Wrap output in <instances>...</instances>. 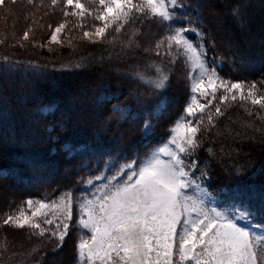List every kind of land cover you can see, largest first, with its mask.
<instances>
[{"label":"trees","instance_id":"1","mask_svg":"<svg viewBox=\"0 0 264 264\" xmlns=\"http://www.w3.org/2000/svg\"><path fill=\"white\" fill-rule=\"evenodd\" d=\"M183 3V20L175 26L204 32L209 66L215 62L216 71L229 81L264 84V0ZM238 4L242 15L234 17ZM147 21V30L137 29L135 20L128 24L135 32L132 37L115 33L101 43L79 40L53 50L20 41L10 46L12 53L0 56V68H8L0 72V221L30 199L53 200L67 191L90 194L113 180L114 174L115 182L121 183L130 171L119 175L121 165L140 166L166 140L189 99V69L182 57L170 63L166 49L156 55V43L170 29L158 19ZM190 39L199 42L194 35ZM149 65L169 73L163 90L136 77L140 72L156 79ZM8 83L18 89H8ZM161 98L166 107L158 115L155 108ZM225 107V116L216 120L215 128L205 118L201 146L184 159L196 162L193 178L218 201V207L228 208L243 198L264 211V119L255 115L258 107L247 106L251 116L239 102ZM123 109L127 117L121 114ZM148 121L150 131L144 127ZM201 172L207 175L201 177ZM97 175L105 179L88 187L85 181ZM256 220L264 223V216L258 214ZM6 227L1 233L14 248L0 250V264H76L75 234L54 247L56 241L50 236L31 235L20 243L22 234ZM15 245L22 250L15 251Z\"/></svg>","mask_w":264,"mask_h":264},{"label":"snow or ice","instance_id":"2","mask_svg":"<svg viewBox=\"0 0 264 264\" xmlns=\"http://www.w3.org/2000/svg\"><path fill=\"white\" fill-rule=\"evenodd\" d=\"M60 2L52 0L53 5ZM93 3L97 5L95 9L86 7L82 0H63L64 16L82 20L87 15L102 22L92 25L94 31L83 33L93 43L96 42L93 36L103 41L110 29L120 33L138 17L166 22L170 32L156 43V55H161L159 50L165 48L164 54L172 58L170 63H175L176 57H184L190 73L194 74L191 76L193 95L172 127L168 143L156 149L140 166L134 162L121 165L117 169L119 175L130 170L125 182L116 183L118 176L114 174L115 178L103 188L97 187L80 197L75 223L71 191L54 201H24L0 223L26 229L32 236H51L56 241L54 247L63 245L70 228L78 229V264H264V223L256 220L258 214L264 216V211L243 198L223 210L209 207L206 201L214 198L192 175L196 162L184 159L201 146L199 136L207 130L202 127L205 118L215 128L216 120L225 116L222 105L226 106L227 102L239 101L250 116L253 111L246 105L258 106L255 115L264 119L261 116L264 84L258 87L256 83L229 81L216 71L215 62L209 66L208 52L203 46L204 32L171 24L178 18L173 10L185 7L183 0H93ZM4 4L5 0H0V6ZM233 15H242V5L234 6ZM65 27V23L56 26L50 42L60 43L59 34ZM186 33H195L199 42L189 39ZM28 38L26 31L23 39ZM149 67L157 73L156 79L146 78L140 72L136 77L154 89L166 88L169 73L157 65ZM197 93L206 103L197 99ZM217 100L213 108L212 101ZM157 106L165 108L166 100L161 98ZM144 127L150 131V121ZM162 155L168 159H161ZM206 175L201 172V177ZM104 179L103 175H97L85 183L92 187L94 181ZM189 189H194L196 195H190Z\"/></svg>","mask_w":264,"mask_h":264},{"label":"rangeland","instance_id":"3","mask_svg":"<svg viewBox=\"0 0 264 264\" xmlns=\"http://www.w3.org/2000/svg\"><path fill=\"white\" fill-rule=\"evenodd\" d=\"M82 2L85 3V6L90 8V9H95L97 7V5L95 3H93V0H82ZM67 10L69 12L72 11L71 8H68ZM173 11L177 13L178 18L176 20L172 21L171 24H173L174 27H178L175 25L177 24V22H180L183 20L182 14L184 12H183L182 8H177V9H174ZM147 19H149L151 21L153 18L138 17L137 19H135V23H133V24L139 30H143V29L147 30V28H149L148 26H150L149 21H147ZM60 23L66 24L65 29L62 31V33L59 34L60 43L50 42V37H51L52 31ZM101 23L102 22L92 20V18L88 17L87 15L82 20L78 19L77 17H74L72 15L64 16L63 0H61V2L57 3L56 5L52 4V0H34V3H31V4L28 3V0H15V2H13V0H5V4L3 6H0V41H3L2 43H0V46H1L0 47V50H1L0 56H6L7 53H12L13 51L10 48V46L16 45L20 41L21 42H29L34 46H38L41 48L45 47L48 50H53L55 48H60V47L61 48L62 47H68V46L70 47V46L74 45V43L79 41V40L85 41L87 43H92V44L101 43L103 41H107V39L110 40L112 38V35H115V32H113L111 29L108 31V35L103 41H101L98 37L93 36L92 40L96 41L93 43V42H90L88 38L84 37L83 33L85 31H94V29L92 28L93 24L100 25ZM81 25H83V27H81ZM145 25H147V27H145ZM29 29H30V31H29ZM26 31L28 32V37H29L28 40L23 39V35ZM121 33H123V36L126 35L127 37L128 36L132 37L135 34L134 31H131L128 29V25L125 26V28L122 32L117 33L116 36L121 35ZM186 35L188 36L189 39H190V35L196 36L195 33H186ZM149 36H147V38H149ZM162 50H165V48H162ZM130 54L133 55V53H130ZM30 56L37 57V56L31 55V54H30ZM181 57L182 56H180L179 58H181ZM133 58L135 59L136 56H133ZM182 58L184 59V57H182ZM7 69H8L7 67H4L0 70V72L2 70L7 72ZM192 75H194V74L190 73V71H189V99H188L185 107L187 106V104L190 100V97L193 95V93L191 92V76ZM245 84L247 85L249 83H245ZM23 85L24 84L20 85L21 90H19V91H20L21 95L23 94L22 93V91L24 89ZM6 86L8 87V89L13 87V85L11 86V83H8ZM15 89H16V87H13V91ZM216 95L219 98L220 92H217ZM196 96H197V99L201 103H206V101L203 98H201L198 93L196 94ZM238 102L239 101H237L236 103H238ZM217 103H218V100L212 101V107L214 108ZM227 104L233 105L234 103L229 101V102H227ZM222 106L227 110L225 105H222ZM247 106H251V105H247ZM185 107H184V109H185ZM164 109L165 108L162 109V108H159L158 106H156L155 113L158 115H161V113L164 111ZM242 109H245V106L243 108H241V110ZM183 113H184V111H183ZM121 114H123L125 117L128 116V114L125 113L124 109L121 111ZM181 115L177 118V120L181 117ZM175 122L170 126L166 140L163 141L162 144H160L159 146H156L149 153L148 158L155 152L156 149L163 147L165 144L168 143V141L170 140L171 135H172L171 129L174 126ZM171 147L174 148L175 146L172 145ZM161 159L167 160L168 157L162 155ZM126 179H127V177H126ZM126 179L124 181H122L121 183L125 182ZM98 187L103 188L99 185H98ZM188 192L190 195H194V196L196 195V191L194 189H189ZM88 194L89 193H86L83 195L73 194V198H74L73 222L74 223L78 217L77 202H78L80 197L88 195ZM61 196H59L58 198L53 199V200L45 199L44 201L58 200ZM211 197L214 198L213 196H211ZM1 198H5V197L1 196ZM34 201H41V200H34ZM206 203L208 204L209 207L219 205L218 201L215 198L211 199V200H207ZM16 208L13 210H10L9 213H7V214L13 213L16 210ZM219 208L221 210L226 209V208H223L220 206H219ZM4 226L5 225L0 223V250H2L3 247H8V246H9V249H12L14 244L13 243H9V244L7 243L6 244L5 242H8L9 239L5 238L4 235L1 233V230ZM6 228H8V230H11L13 232L19 231L20 235L22 234V238L20 239L21 240L20 243H22V241H23V243H26L27 240L31 237V235L28 233V231L26 229L18 230V229H14L12 227H9V226H7ZM74 231H75V233H73ZM71 233L73 235L75 234L77 241H78V235H77L78 229L70 228L69 235ZM68 236L65 238V240L68 238ZM14 237H13V239H14ZM27 237H29V238H27ZM20 245L22 246V244H20ZM14 250L15 251H17V250L21 251L22 249L20 246L15 245ZM2 255H4V254H2ZM53 264H57V261H55V263H53ZM76 264H78L77 260H76Z\"/></svg>","mask_w":264,"mask_h":264}]
</instances>
